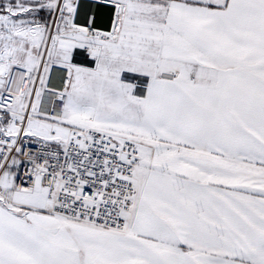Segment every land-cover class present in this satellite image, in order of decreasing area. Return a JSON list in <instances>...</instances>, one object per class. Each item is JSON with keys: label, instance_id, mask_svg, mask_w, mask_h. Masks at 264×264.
<instances>
[{"label": "snow or ice", "instance_id": "1", "mask_svg": "<svg viewBox=\"0 0 264 264\" xmlns=\"http://www.w3.org/2000/svg\"><path fill=\"white\" fill-rule=\"evenodd\" d=\"M98 5L0 0V264H264V0Z\"/></svg>", "mask_w": 264, "mask_h": 264}, {"label": "crops", "instance_id": "2", "mask_svg": "<svg viewBox=\"0 0 264 264\" xmlns=\"http://www.w3.org/2000/svg\"><path fill=\"white\" fill-rule=\"evenodd\" d=\"M92 1L98 2V0H81V3L87 5V4H91ZM86 10L91 11V9H86ZM109 12H110V9L101 7L97 3V6L94 9V14L97 17V26L106 27V22H107V17L109 15ZM53 83H55V81Z\"/></svg>", "mask_w": 264, "mask_h": 264}, {"label": "built area", "instance_id": "3", "mask_svg": "<svg viewBox=\"0 0 264 264\" xmlns=\"http://www.w3.org/2000/svg\"><path fill=\"white\" fill-rule=\"evenodd\" d=\"M97 1H92L91 4H96L97 5ZM51 86V85H50Z\"/></svg>", "mask_w": 264, "mask_h": 264}, {"label": "bare ground", "instance_id": "4", "mask_svg": "<svg viewBox=\"0 0 264 264\" xmlns=\"http://www.w3.org/2000/svg\"><path fill=\"white\" fill-rule=\"evenodd\" d=\"M94 9H95V7L91 9V12H93V13H94Z\"/></svg>", "mask_w": 264, "mask_h": 264}]
</instances>
